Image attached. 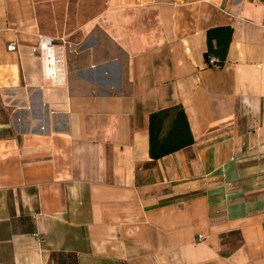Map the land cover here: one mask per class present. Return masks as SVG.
Here are the masks:
<instances>
[{
  "label": "crops",
  "instance_id": "0c3cea01",
  "mask_svg": "<svg viewBox=\"0 0 264 264\" xmlns=\"http://www.w3.org/2000/svg\"><path fill=\"white\" fill-rule=\"evenodd\" d=\"M177 105L195 141L155 160ZM63 255L264 264V0H0V264Z\"/></svg>",
  "mask_w": 264,
  "mask_h": 264
},
{
  "label": "trees",
  "instance_id": "16d2710c",
  "mask_svg": "<svg viewBox=\"0 0 264 264\" xmlns=\"http://www.w3.org/2000/svg\"><path fill=\"white\" fill-rule=\"evenodd\" d=\"M234 35L231 26L212 27L207 30V45L204 57L209 62L214 60L217 66H224ZM149 150L153 159L163 158L165 155L177 152L181 148L190 146L195 141L190 129L183 105L165 108L150 115ZM64 256V255H63ZM59 260V264H66Z\"/></svg>",
  "mask_w": 264,
  "mask_h": 264
},
{
  "label": "built area",
  "instance_id": "2783aa9c",
  "mask_svg": "<svg viewBox=\"0 0 264 264\" xmlns=\"http://www.w3.org/2000/svg\"><path fill=\"white\" fill-rule=\"evenodd\" d=\"M50 43H51L50 40H48L46 38H43L41 49L42 50L45 49L46 51H48L49 50L48 49V44H50ZM15 47H16V45H15V43H13V44L9 45L8 49L9 50H14ZM210 62L214 63V60H211ZM55 63H56L55 60H53V58H50V60H49V64L50 65L48 66V68L51 71V75H53V76L54 75L56 76V68H54Z\"/></svg>",
  "mask_w": 264,
  "mask_h": 264
}]
</instances>
